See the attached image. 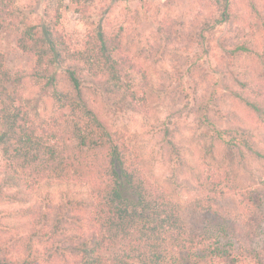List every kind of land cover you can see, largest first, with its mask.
<instances>
[{"label":"trees","instance_id":"trees-1","mask_svg":"<svg viewBox=\"0 0 264 264\" xmlns=\"http://www.w3.org/2000/svg\"><path fill=\"white\" fill-rule=\"evenodd\" d=\"M72 1L79 5L82 0ZM46 2L42 24L17 27L15 41L33 60L29 76L50 92L64 116L68 113L65 127L70 131L40 130L22 90H11L14 75L0 51V148L5 158L0 199L17 197L5 192V185L11 183H24L27 190L45 181L73 183L87 150L95 146L106 148L108 158L104 177L88 178L81 197L67 192L59 204L40 203L41 209L36 208L38 204L25 209L33 232L25 241H0V264H264V172L258 182L252 177L247 185L239 183L233 170L222 168L208 170L202 178L196 172L185 175L180 183V179L162 183L139 165L129 164L132 148L121 141L123 135L107 128L90 98V92L97 94L92 89L97 80L107 79L112 87H104L103 93L123 90L132 103L146 99L151 82L144 62L158 61L163 43L169 46L182 37L205 48L210 26L199 31L191 23V31L185 32L183 25L181 33L168 19L159 21L148 49L135 53L121 35L98 28L89 32L83 48L73 50L58 29L64 0ZM215 5L221 13L212 27L229 22L231 0H215ZM12 17V5L0 0V26L13 21ZM131 69L142 76L140 98L129 84ZM250 89L253 101L242 100L264 123V85ZM252 138L247 132L225 140L220 131L214 140L221 142L228 158L244 167L251 159L264 163V152ZM167 145L176 152L174 158L170 152L169 162L180 166L173 171L186 167L174 141ZM213 160H218L215 155ZM169 184L194 194L184 200ZM51 243L60 246L52 252Z\"/></svg>","mask_w":264,"mask_h":264},{"label":"rangeland","instance_id":"rangeland-1","mask_svg":"<svg viewBox=\"0 0 264 264\" xmlns=\"http://www.w3.org/2000/svg\"><path fill=\"white\" fill-rule=\"evenodd\" d=\"M6 1L12 5L14 17L13 21L0 26V51L5 54L7 67L14 75L11 90H22L40 130L60 134L66 130L64 134H69L70 129L65 127L68 113L64 116L50 92L42 90L29 76L33 60L15 41L17 27L42 24L47 0ZM220 13L215 0H82L79 5L72 0L63 2L58 29L73 50L83 48L89 32L98 28L121 35L135 53L148 49V41L159 21L168 19L180 32L186 25L187 33L191 31V23H196L199 31L207 28L206 24L210 26L203 41L205 48L181 36L182 39L169 46L163 43L156 57L158 61L139 60L147 65L151 82L146 99L139 103H132L123 90L109 95L103 93L101 89L112 87L107 79H98L92 88H96L98 95L89 91L98 117L110 131L123 135L121 141L132 148L129 164L139 165L147 176L162 183L176 182V179H180V183L185 175L196 172L202 178L208 170L222 168L224 172L233 170L239 183L247 185L251 184L252 177L258 182L257 177L264 172V163L256 159H251L244 167L239 166L236 159L227 157L221 142L214 140L220 131L225 140L229 135L250 132L257 148L264 152V123L242 100L252 102L250 88L264 85V0H231L229 22L212 27ZM231 51H235L234 56L229 55ZM128 72L132 90L138 98L142 97L141 74L132 69ZM243 86L247 89L242 90ZM169 140L174 141L186 163V167L175 172V166H180L169 162L170 152L173 158L176 153L167 145ZM213 145L216 146L214 154ZM86 154L81 173L71 184L45 181L30 190L24 183L5 185V192L17 197L4 195L0 199V241H25L33 232L31 218L24 217L28 207L38 204L36 208L41 209L40 203L59 204L67 192L81 197L87 191L88 178L101 180L104 177L107 149L95 146ZM214 155L218 160H213ZM4 166L0 148V180L5 175ZM168 186L178 191L184 200L194 194L179 184ZM232 203L235 204L234 200ZM59 246V243H51L50 251H56ZM47 253L49 256L50 252Z\"/></svg>","mask_w":264,"mask_h":264}]
</instances>
